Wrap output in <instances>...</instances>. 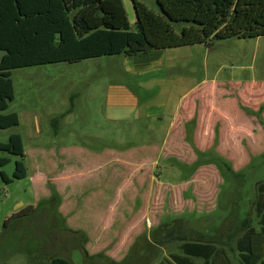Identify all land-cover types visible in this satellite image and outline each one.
Here are the masks:
<instances>
[{
	"label": "rangeland",
	"instance_id": "1",
	"mask_svg": "<svg viewBox=\"0 0 264 264\" xmlns=\"http://www.w3.org/2000/svg\"><path fill=\"white\" fill-rule=\"evenodd\" d=\"M122 1L134 29L133 0ZM137 1L161 14L157 0ZM189 25L173 23L176 32ZM164 53L159 66L142 73L128 71V64L145 62L140 58L145 55L12 70L10 106L20 124L0 130V141L13 133L22 136L28 176L8 185L0 181V233L6 219L48 199L55 189L61 197L58 213L87 237L79 246L80 239L51 228V216L41 214L26 231L5 237L0 264H50L54 256L72 264H159L170 252H180V240L165 239L172 230L211 238L241 264L237 228L247 214L255 218L256 185L264 181V128L255 115L263 108L264 120V36ZM122 87L138 95L140 107L113 96ZM71 98L75 107L66 113ZM146 105L159 114L146 117ZM71 148L95 153L108 148L109 160L101 169L82 168ZM9 157L0 170L12 176L19 158ZM38 168L43 176L34 182ZM116 188L120 199L113 209L107 200ZM94 197L92 204L103 205V212L80 217ZM29 244L36 247L26 257L19 249L28 251Z\"/></svg>",
	"mask_w": 264,
	"mask_h": 264
},
{
	"label": "trees",
	"instance_id": "2",
	"mask_svg": "<svg viewBox=\"0 0 264 264\" xmlns=\"http://www.w3.org/2000/svg\"><path fill=\"white\" fill-rule=\"evenodd\" d=\"M157 4L161 14L133 0L136 21L132 29L122 0H0V130L20 124L19 115L10 106L15 98L14 69L77 63L104 56L145 55L153 50L194 45L211 47L218 40L232 37L264 36V0H157ZM176 22L190 25L176 32L173 27ZM74 107L71 98V107L66 113H71ZM262 111L263 108L255 115L264 128ZM64 115L55 118L56 121ZM0 152L7 154L0 157V168L10 163L9 156L19 158L12 176L0 170V181L8 185L27 177L26 152L20 134H11L7 142L0 141ZM228 169L234 177H243V172ZM60 202L61 197L52 189L48 199L6 219L0 245L9 233L15 236L26 231V224L41 214L51 216V228L71 233L76 240L80 239L78 245H82L86 234L66 225L57 210ZM254 207L255 218L247 214L237 228L240 236L236 245L241 264H264V181L256 185ZM165 239L180 240L182 244L180 252H170L169 258L159 264H235L211 238L178 236L172 230ZM28 247V251L25 247L19 249L26 257L36 246L29 244ZM50 264L72 263L54 256Z\"/></svg>",
	"mask_w": 264,
	"mask_h": 264
},
{
	"label": "crops",
	"instance_id": "3",
	"mask_svg": "<svg viewBox=\"0 0 264 264\" xmlns=\"http://www.w3.org/2000/svg\"><path fill=\"white\" fill-rule=\"evenodd\" d=\"M165 53H164V50H153V51H151L150 53H148V54H145V56L143 57V56H141L140 58L141 59H145V62H142V61H139V64H134V62H132V63H129L128 65H131L132 66V68H130V69H128V71H130V72H135V73H142L144 70H146V71H151V69L152 68H155L156 66H159V62H161V59H162V57H161V55L163 56ZM137 56H139V55H137ZM127 57H133V56H127ZM135 59V58H134ZM122 90H124L123 92H122ZM113 96H115V98H118V97H121V98H124L123 100L125 101V102H128V103H130V104H132L133 106H136V107H140L141 106V102H142V100L140 99V98H138V95H136L132 90H130V89H127V88H123L122 87V89L120 90V91H118V92H116V93H114L113 94ZM145 109L147 108L148 110H147V113H146V117H148V116H153V115H158L159 114V112L160 111H153L152 109H150V107L148 106V105H146V107H144ZM39 133H40V130H39ZM66 149H68V148H66ZM73 151H75V152H73L71 155H75L76 157H78L79 159H80V162L82 163V168L83 167H85L86 166V164H88V165H96V167H98V168H100L101 169V167H104L105 165H106V161H108L109 160V157L107 156L108 155V152L110 151L108 148H105V149H103L101 152H99V153H95V152H92V151H89V150H87V149H84V148H71ZM133 149H136V147L135 148H133ZM132 149V150H133ZM40 154H42V151L40 150V152H39V155ZM78 155H80V156H78ZM82 155V156H81ZM115 161H116V159H115ZM82 168H81V171H82ZM92 168V167H91ZM91 168L89 169V170H87V171H90L91 170ZM28 170V169H27ZM80 171V172H81ZM76 173V171L75 170H68V173ZM103 172H105L104 170H101V171H99V174H101V173H103ZM80 174V173H79ZM78 174V175H79ZM27 176H28V174H27ZM41 176H43V174H42V172H41V170H40V168H38L37 169V171L36 172H34L33 174H32V179H33V181L34 182H38V180L40 179V177ZM100 177H101V175H100ZM102 180V182H101V184L100 185H102L104 182V179H101ZM82 182V181H81ZM76 183H78V182H76ZM76 183H74L72 186H71V188H72V191H76V189H77V186H76ZM105 184V183H104ZM96 187V186H95ZM115 188V187H114ZM97 190H98V193L100 192V188H97ZM77 192V191H76ZM61 195V194H60ZM99 195V194H98ZM98 195H96V197L98 196ZM109 197V196H108ZM111 197V196H110ZM113 198V199H112ZM120 199V191L116 188V193H115V196L114 197H111V199L109 198L108 200H107V204H109L110 206H112L113 207V209H115V206H114V202H115V200L116 199ZM94 199H95V197L94 198H92L91 200H90V204L89 205H91V207H89L88 206V208H83V209H80V210H82L83 212H85V213H81L80 212V217H82V216H84V217H87V218H89V216H87V213L88 214H90L89 212L90 211H92V212H98V213H102L103 212V205H98V204H92L93 203V201H94ZM104 199H106V198H104ZM112 201V202H111ZM119 201H121V200H119ZM79 210V211H80ZM108 211V210H107ZM78 217V216H77ZM79 218V217H78ZM76 219V218H75ZM68 220H70L69 218H68ZM67 221V220H66ZM71 221V220H70ZM74 220H73V218H72V222H73ZM66 224H67V222H66ZM69 225V224H68ZM70 226H72V225H70ZM72 227H74V226H72ZM81 229V228H80ZM86 232V231H85ZM87 233V232H86Z\"/></svg>",
	"mask_w": 264,
	"mask_h": 264
}]
</instances>
